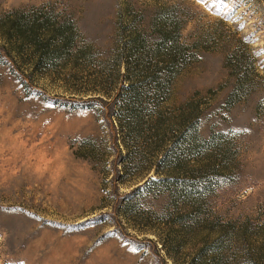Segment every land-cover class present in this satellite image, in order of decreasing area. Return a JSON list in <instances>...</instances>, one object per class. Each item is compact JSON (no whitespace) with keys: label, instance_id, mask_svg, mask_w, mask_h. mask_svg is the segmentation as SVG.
Segmentation results:
<instances>
[{"label":"rangeland","instance_id":"rangeland-1","mask_svg":"<svg viewBox=\"0 0 264 264\" xmlns=\"http://www.w3.org/2000/svg\"><path fill=\"white\" fill-rule=\"evenodd\" d=\"M226 8L0 0L57 35L0 27V264H264V0Z\"/></svg>","mask_w":264,"mask_h":264},{"label":"trees","instance_id":"trees-1","mask_svg":"<svg viewBox=\"0 0 264 264\" xmlns=\"http://www.w3.org/2000/svg\"><path fill=\"white\" fill-rule=\"evenodd\" d=\"M0 27L8 32V38L19 41L21 45H29L30 51L34 55L35 63H39L44 58L50 59V57L46 56L44 50L50 46V38L57 39V35H50L49 30L46 28L43 31L36 20L14 19L0 23ZM59 39L61 40V38ZM5 61L6 59L0 53V63Z\"/></svg>","mask_w":264,"mask_h":264},{"label":"snow or ice","instance_id":"snow-or-ice-1","mask_svg":"<svg viewBox=\"0 0 264 264\" xmlns=\"http://www.w3.org/2000/svg\"><path fill=\"white\" fill-rule=\"evenodd\" d=\"M226 5H227V0H221V7H224L225 11L227 10Z\"/></svg>","mask_w":264,"mask_h":264}]
</instances>
